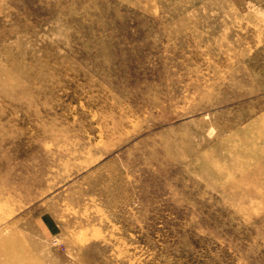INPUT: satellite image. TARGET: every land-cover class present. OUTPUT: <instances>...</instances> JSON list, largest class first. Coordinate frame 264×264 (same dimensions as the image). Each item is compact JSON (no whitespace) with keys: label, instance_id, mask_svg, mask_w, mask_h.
Here are the masks:
<instances>
[{"label":"rangeland","instance_id":"rangeland-1","mask_svg":"<svg viewBox=\"0 0 264 264\" xmlns=\"http://www.w3.org/2000/svg\"><path fill=\"white\" fill-rule=\"evenodd\" d=\"M0 264H264V0H0Z\"/></svg>","mask_w":264,"mask_h":264},{"label":"crops","instance_id":"crops-1","mask_svg":"<svg viewBox=\"0 0 264 264\" xmlns=\"http://www.w3.org/2000/svg\"><path fill=\"white\" fill-rule=\"evenodd\" d=\"M45 228H49L47 225H44Z\"/></svg>","mask_w":264,"mask_h":264}]
</instances>
